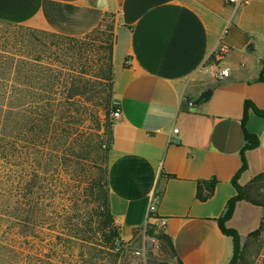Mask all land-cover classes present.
Here are the masks:
<instances>
[{"label":"crops","instance_id":"crops-1","mask_svg":"<svg viewBox=\"0 0 264 264\" xmlns=\"http://www.w3.org/2000/svg\"><path fill=\"white\" fill-rule=\"evenodd\" d=\"M105 20L113 21V96L121 112L107 153L109 212L125 243L112 264H228L234 243L217 219L236 195L231 180L241 165L244 102L264 111V0L238 8L224 0H0V22L68 38ZM218 68L228 76L215 77ZM245 129L258 146L245 153L241 186L264 173V118L248 109ZM210 179L213 194L200 202L197 185ZM152 203L166 223L160 232L150 230ZM263 213L236 203L225 226L238 232L242 250L255 242ZM158 233L173 253L162 249ZM153 235L158 250L147 245ZM254 236L264 241V229ZM51 255L33 259L51 264Z\"/></svg>","mask_w":264,"mask_h":264},{"label":"rangeland","instance_id":"rangeland-1","mask_svg":"<svg viewBox=\"0 0 264 264\" xmlns=\"http://www.w3.org/2000/svg\"><path fill=\"white\" fill-rule=\"evenodd\" d=\"M110 41L105 25L71 42L0 22V264H35L38 254H52L51 264H112L122 254L105 242L90 191L103 176L115 104L101 75ZM254 194L264 201V185ZM252 236L240 263L264 264V241Z\"/></svg>","mask_w":264,"mask_h":264},{"label":"trees","instance_id":"trees-1","mask_svg":"<svg viewBox=\"0 0 264 264\" xmlns=\"http://www.w3.org/2000/svg\"><path fill=\"white\" fill-rule=\"evenodd\" d=\"M110 18H113V14L109 16ZM4 23V22H1ZM102 25H105V27L109 30V32H112L113 30V21L111 20H105L98 28L94 29L89 34L85 35L82 38H68L64 36H59L56 34H53V36L58 37L63 40H68L71 42H78L80 40H87L91 37L96 36L100 33V29ZM114 43V42H113ZM109 49V55H108V62H107V70L103 72L102 78L108 81V90L110 93L113 92V83H114V69L112 64V55H113V45H111V41L108 44ZM77 86L75 85V82L73 81L71 85L69 86L68 91L69 93L77 92L75 91ZM118 109V105L114 104L111 106L110 111L111 113ZM248 109H252L254 113L264 118V111L258 110L255 108L250 102H244L243 106V116H242V128H243V136H244V144L240 149L239 156L241 165L234 177L231 180V183L236 191V195L232 198H230L226 204L225 210L222 213V215L217 219L218 227L221 231V233L225 236H229L232 238L234 243V251L233 256L228 264H238L239 261L242 259V246L240 244V237L238 232L235 229L227 228L225 226L226 222L229 221L234 213L236 203L239 201H246L254 206L264 207V201L259 200L256 196L258 194V191L263 187L264 185V173L259 174L252 178L246 185L241 186L238 184V179L240 175L247 169V162L245 158L246 151L252 150L258 146V139L256 135L249 133L245 129V124L247 120V112ZM45 118L48 120L50 118V110L49 106L46 105L45 107ZM110 113V114H111ZM112 121L110 120L108 125L106 126V140L101 144V154L104 161V170H103V176L101 180L96 183V187L94 189H97L96 192L94 189L90 190L93 194L95 193L96 200L98 202L97 205V214H99V217L102 219V226L100 227V231L103 233V237L106 240V243L111 242L112 248H114V243L117 242L120 238L119 236V230L118 228L113 224L112 217L109 212V189L107 184V153L111 146V125ZM216 185L215 179L205 180L198 183L196 188V199L200 202H205L208 200L214 191ZM34 185L27 184V190H30L33 188ZM35 187V186H34ZM254 194V195H253ZM260 229L252 233V235L259 234ZM155 237L159 240L161 247L164 251L172 252L173 248L172 244L170 242V239L163 233H158L155 235Z\"/></svg>","mask_w":264,"mask_h":264},{"label":"built area","instance_id":"built-area-1","mask_svg":"<svg viewBox=\"0 0 264 264\" xmlns=\"http://www.w3.org/2000/svg\"><path fill=\"white\" fill-rule=\"evenodd\" d=\"M226 4L230 5L231 7L233 8H238L242 5H245L247 4L248 2L250 1H254V0H224ZM212 56L214 57V59L216 61H220L221 58H222V54L219 52H214L212 54ZM215 77L217 78H224V77H227L228 76V71L226 69H216L215 71H213V73ZM121 116V112L119 109H116L114 110L112 113H111V121L114 122L116 120H118ZM177 132V129L174 130V133ZM148 220L152 221V224H151V229L152 231H156V232H160L164 227H165V220L162 219V218H159L157 215H156V204L155 203H152L150 204V206L148 207ZM147 245L152 248L153 250H158L159 249V244L157 243V241L155 240L154 238V235L153 237H149L147 239ZM114 250L116 252H120V253H123L124 250H125V243L122 241V239L120 238V241L118 240L115 244V248ZM135 255H140V252H135Z\"/></svg>","mask_w":264,"mask_h":264},{"label":"water","instance_id":"water-1","mask_svg":"<svg viewBox=\"0 0 264 264\" xmlns=\"http://www.w3.org/2000/svg\"><path fill=\"white\" fill-rule=\"evenodd\" d=\"M111 8H112V10L114 9L113 4H112ZM208 95H209L208 90L201 92L200 95L192 102V106L193 107L197 106L201 101L206 99L208 97ZM187 107L188 106L186 104L183 106L184 109H187Z\"/></svg>","mask_w":264,"mask_h":264}]
</instances>
